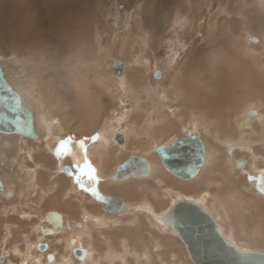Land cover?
<instances>
[{
	"label": "rangeland",
	"instance_id": "rangeland-1",
	"mask_svg": "<svg viewBox=\"0 0 264 264\" xmlns=\"http://www.w3.org/2000/svg\"><path fill=\"white\" fill-rule=\"evenodd\" d=\"M26 1L0 0V58L12 82L51 113L56 126L50 132L41 126L42 140L0 134L6 190L0 196V264H193L184 243L157 218L184 197L208 208L240 247L264 250V194L253 184L254 173L264 169V95L248 94L221 109L208 104V110L203 101L206 93L218 97L210 76L214 64L235 63L239 75L264 79V0H60L71 6L70 18L83 23L77 38L60 31L61 13L54 10L64 3ZM117 59L126 63L121 77L113 70ZM72 92L81 99L78 105L65 101L64 120L52 100L58 94L72 99ZM85 106L90 111H80ZM73 108L81 113L75 118ZM214 116L229 134L212 136L219 121ZM117 129L127 134L123 145L113 138ZM191 130L211 154L196 178L181 180L162 165L154 176L110 178L131 153L161 164L153 149ZM105 132L106 177L99 184L132 207L127 213H106L62 172L71 158L55 153L64 138L87 144ZM239 158L246 160L243 169ZM38 162L45 169H36ZM50 210L65 219L62 232H42L51 226ZM70 221L80 225L71 229ZM73 238L87 250L85 260L74 256ZM39 241L48 243L46 251L38 250Z\"/></svg>",
	"mask_w": 264,
	"mask_h": 264
},
{
	"label": "water",
	"instance_id": "water-1",
	"mask_svg": "<svg viewBox=\"0 0 264 264\" xmlns=\"http://www.w3.org/2000/svg\"><path fill=\"white\" fill-rule=\"evenodd\" d=\"M253 42L258 37H250ZM126 63L120 59L113 63V70L117 76L125 72ZM160 69L154 76L160 79ZM255 112V110L251 113ZM17 134L20 137L40 138L36 132L35 116L24 100L22 94L8 81L4 68L0 63V134ZM125 134L117 131L116 139L123 143ZM86 151L85 149L83 150ZM158 152L164 166L182 180H192L200 173L206 155V146L201 136L196 131H190L185 136H180L170 143L159 144L154 148ZM237 166L242 169L245 160L239 158ZM146 175L149 165L145 158L130 154L129 158L118 166V178H128L133 172ZM62 172L72 176V165L65 164ZM5 190L4 182L0 177V196ZM87 192L103 204L109 213H122L127 209L126 203L118 196L103 194L96 185L89 186ZM264 192V190H263ZM162 225L168 227L184 243L187 254L193 264H264V250L245 249L237 246L236 242L226 235L222 225L213 213L200 202L189 198H179L170 204L163 216L158 218ZM46 220L54 228H43L44 234H51L62 229L63 217L57 210H50ZM70 227L75 229L77 222H70ZM77 239H71L73 254L77 259L85 260L87 250L82 246H75ZM39 251L48 249V243L39 241ZM49 262L55 260L52 252L47 254Z\"/></svg>",
	"mask_w": 264,
	"mask_h": 264
},
{
	"label": "bare ground",
	"instance_id": "bare-ground-1",
	"mask_svg": "<svg viewBox=\"0 0 264 264\" xmlns=\"http://www.w3.org/2000/svg\"><path fill=\"white\" fill-rule=\"evenodd\" d=\"M63 1V0H62ZM26 2H29L26 1ZM56 2V3H55ZM16 3V2H15ZM64 5H62V7H58V8H61V9H56L54 10V12L58 15V13H61V15H59L61 17V21H62V25L60 27V31H63V32H66L70 37L72 35L76 36L75 38H77L80 34L79 32V29L82 28V24L81 21H80V18L79 17H73V18H70L71 16L68 14V12H71L70 8L71 6L68 5L65 1L63 2ZM60 2H57V0H51V4L52 6L56 7L57 5H61L63 4ZM80 5L78 3H74L72 5V7H76V9H80L81 7H79ZM64 7V8H63ZM66 9V10H65ZM68 11V12H67ZM154 12V11H153ZM78 14V13H77ZM146 15V14H145ZM154 15V14H153ZM155 17V16H154ZM146 18V17H145ZM30 23H31V26H32V18H30V20H28ZM59 23V22H58ZM29 24V23H28ZM154 26V25H153ZM36 27V26H34ZM145 28V27H144ZM156 30V29H155ZM36 31V30H35ZM32 33V31H31ZM60 34V32H58ZM65 34V33H64ZM147 34V33H146ZM66 35V34H65ZM227 58V57H226ZM221 59H225V58H220ZM219 60V61H220ZM221 62V61H220ZM238 62V61H237ZM0 63L1 65L3 66L4 68V71H5V74H6V77L8 79V81L11 83V85L17 90L19 91L22 96L24 97V100H25V103L26 105L32 109V111L34 112V116H35V127H36V132L39 134V137L37 140H42V136H41V126L44 125V129L45 132H50L51 129H52V126H56V122L54 120V117L51 115V113H49L48 115L44 114V110H42V108L38 105L39 103L36 101V99L32 98V101H30L26 95V93H24L22 90H20L16 84H14L11 80V77L9 75V72H8V67H7V64L0 58ZM217 63V62H216ZM219 63V62H218ZM239 63V62H238ZM231 66V65H230ZM230 66L226 63L223 62V64H214V67H212V72H211V77L213 78L212 81H213V84L212 85V88L214 89L215 93H218V97L217 98H214L212 99L210 97V95L208 96V93H206L205 95V105H206V108L208 107L207 105L210 104L211 105V108L212 109H221V106L222 104L223 105H226L227 107L228 106H235L237 102H239L240 100L239 99H242V97L246 96V95H255V96H258L259 93H262L264 95V79L263 80H258L259 82L256 83V81H253V79H251L250 77H248V74L246 72H243L244 74H240L239 75V71H237L236 73V70L237 69L234 67L236 66L235 63H234V66ZM240 66V65H239ZM229 67V68H228ZM211 68V67H210ZM240 68V67H239ZM252 71V70H251ZM239 72V73H238ZM250 73V72H249ZM252 73V72H251ZM238 74V75H237ZM123 76V75H122ZM249 76H251L249 74ZM262 76V75H261ZM264 76V75H263ZM121 77V76H119ZM262 78V77H261ZM264 78V77H263ZM242 79L246 80L245 81H241ZM240 82L244 83L243 87L241 86ZM78 86V85H77ZM73 88H77V87H73ZM78 89V88H77ZM70 93V92H68ZM87 94V93H86ZM30 95V94H29ZM57 95V94H56ZM72 95L74 98L70 99V95L68 96H63L61 94H58L57 96H55L53 98L52 101L55 102V104L57 105V111L60 112V114L64 115L63 116V119L64 120H67V114H69L68 112H65V111H62L61 112V109L64 108L65 109V106H67L65 104V101L68 100V102H74L75 100V104L78 102L79 104V99H81L80 97V94H76V93H73L72 92ZM79 95V96H78ZM90 95V94H89ZM85 96V99L89 102L88 105H91V102H92V96ZM249 97V96H248ZM245 99V98H244ZM67 102V101H66ZM67 102V103H68ZM32 103V105H31ZM59 103H61L59 105ZM63 104V105H62ZM72 104V103H71ZM76 104V105H78ZM94 104V103H93ZM70 106V104H68ZM73 105V104H72ZM195 105V104H194ZM86 107V106H85ZM82 108V107H81ZM80 108V111L82 112H88L90 111L89 110V106L81 109ZM67 109V108H66ZM208 109V108H207ZM224 109V108H223ZM76 110V108H75ZM86 110V111H85ZM209 110V109H208ZM230 110V109H229ZM70 112V111H69ZM207 112V111H206ZM209 112V111H208ZM72 113L73 115H71L73 118H75L76 115H80L81 113L78 112V110L74 111V108L72 109ZM251 114H255V112L251 113ZM218 115V113H217ZM222 115V114H221ZM226 116V115H225ZM205 117V116H204ZM216 117L215 119L219 120L217 121L218 123V126L216 127L215 129V133L214 135H212L213 137L215 138H219V136L221 134L223 135H227L229 134V131L228 130H224V128H222L223 125L219 124L220 120H221V117H218V116H214ZM70 119V118H69ZM261 119V118H260ZM60 127V126H59ZM106 128V127H105ZM122 128V127H121ZM110 129V128H109ZM108 129V130H109ZM57 130V129H56ZM60 130V129H59ZM107 130V129H106ZM117 131H120V132H123L125 134V138H124V142L121 143L119 142L117 139H116V134H117ZM192 131V130H191ZM193 131H196V130H193ZM103 132V131H102ZM101 132V133H102ZM190 132V131H189ZM197 132V131H196ZM106 133V132H105ZM188 133V132H187ZM186 133V134H187ZM198 133V132H197ZM2 134V133H1ZM113 134V133H112ZM185 134V135H186ZM199 134V133H198ZM213 134V133H212ZM17 135V134H16ZM185 135H182V136H185ZM200 135V134H199ZM110 136V135H109ZM108 134L106 133L105 135L103 134L101 137H99L96 141H88L86 142L87 144L85 143H82L80 140L78 139H63V141H65V144L64 146H58L57 149H55V153L57 154V150H62V154L59 155L60 159L61 158H65L67 156H69L71 158V163H72V168L74 170V174L71 176L73 177V179L75 180V182H77L79 184V186H81L83 188V190H85L87 192V189L89 188V186H92V185H96L98 186V188L102 191L103 194H106V195H109V196H114V195H111V194H108L106 192L103 191V189L101 188V183L99 184V181H100V178L103 176L104 179L106 177V171H105V167L104 165L102 164V156L104 154V151L107 147V144H108ZM180 137V136H179ZM27 138V137H25ZM28 138H31V137H28ZM113 138L114 140L119 144V145H123L124 143H126V139H127V134L126 132L123 130V129H117L115 131V133L113 134ZM178 138V137H177ZM202 138V137H201ZM176 139V138H175ZM175 139H173L172 141H174ZM226 142L231 144L232 140L227 137L226 138ZM94 140V139H93ZM203 140V139H202ZM219 140V139H217ZM170 141V142H172ZM204 141V140H203ZM169 142V143H170ZM233 143V142H232ZM50 144V143H49ZM205 144V142H204ZM206 146V144H205ZM231 146H233L231 144ZM86 150L85 152L83 150ZM154 150V149H153ZM26 151H28L29 153H31V149H30V146H27V149ZM155 152V151H154ZM156 154L158 155V158H159V161L161 164H158L157 160L154 159L152 161L148 160L147 158H145L148 162V165H149V172L146 174V175H139L137 174L135 171L133 172V174L128 177V178H118L117 175H116V172H117V169H118V166L122 163H124L126 160H124L123 162H121L120 164L117 165L116 169H115V173H114V176H110V178H114L117 179V180H127V179H130L131 177H148L150 175H156L157 172L159 171V165H162L169 173H171L172 175H174L172 172H170L165 166L164 164L162 163L161 161V158L158 154V152H156ZM93 156V157H92ZM97 157L100 158L97 159ZM142 157V156H141ZM255 157V156H253ZM95 160H94V159ZM144 158V157H143ZM211 159V154L210 152L208 153L207 152V147H206V155H205V162H204V165L202 168H204V166L206 164L209 163ZM238 160V159H237ZM237 160H236V164H237ZM246 161V160H245ZM246 163V162H245ZM34 166L36 169H43L44 168V165L43 164H40L39 162L38 163H34ZM63 166L61 167V170H62ZM45 169V168H44ZM243 169V168H242ZM202 170V169H201ZM263 170V171H262ZM256 172V171H255ZM176 176V175H174ZM254 178H253V184L256 185L258 187V190L264 194L263 190H264V169H261V170H258L257 174L255 175L254 173ZM177 177V176H176ZM178 178V177H177ZM72 179V180H73ZM103 179V178H102ZM180 179V178H179ZM182 180V179H181ZM184 181H189V180H184ZM4 187H5V184H4ZM6 192V190H4V193ZM3 193V194H4ZM90 196H92L97 202H99L100 204H102L100 201H98L95 196L89 192H87ZM120 198V197H119ZM186 198V197H184ZM121 199V198H120ZM181 199V198H180ZM191 199V198H189ZM195 200V199H194ZM124 201V200H123ZM126 203V201H124ZM199 202V201H198ZM201 203V202H200ZM103 206V204H102ZM126 206H127V209L122 212V213H127L128 211H130L132 209V207L130 205H128V203H126ZM104 208V207H103ZM105 210V208H104ZM167 211V210H166ZM164 211L163 213H161L160 215H155V217L157 216V218H160L161 216L164 215V213L166 212ZM106 213H109L105 210ZM153 212V211H152ZM122 213H109V214H122ZM157 214V213H156ZM63 217V216H62ZM65 219L63 218V226H62V229L57 231L56 233L58 232H62L64 229L67 228V226L65 225ZM72 222V221H70ZM70 222H68V225L70 227ZM76 222V221H75ZM50 223V222H49ZM51 224V223H50ZM80 224L78 223L77 226H79ZM66 227V228H65ZM48 228H54V226L51 224V226H49ZM71 228V227H70ZM72 229V228H71ZM55 233V232H54ZM54 233H51V234H54ZM232 240H234L236 242V240L234 239V237L232 235L229 236ZM237 246H239V244L236 242ZM242 248V247H240ZM88 254V252H87ZM89 255V254H88Z\"/></svg>",
	"mask_w": 264,
	"mask_h": 264
}]
</instances>
